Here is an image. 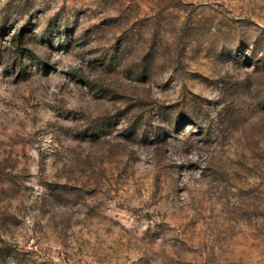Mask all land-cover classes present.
<instances>
[{
	"label": "rangeland",
	"instance_id": "obj_1",
	"mask_svg": "<svg viewBox=\"0 0 264 264\" xmlns=\"http://www.w3.org/2000/svg\"><path fill=\"white\" fill-rule=\"evenodd\" d=\"M0 264H264V0H0Z\"/></svg>",
	"mask_w": 264,
	"mask_h": 264
}]
</instances>
